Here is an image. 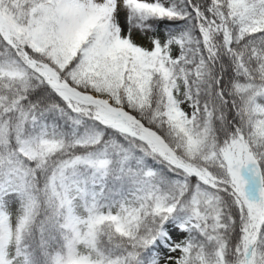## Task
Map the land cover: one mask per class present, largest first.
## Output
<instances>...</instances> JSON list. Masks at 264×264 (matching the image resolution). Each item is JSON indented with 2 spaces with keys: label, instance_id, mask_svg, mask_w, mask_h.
<instances>
[{
  "label": "snow or ice",
  "instance_id": "obj_1",
  "mask_svg": "<svg viewBox=\"0 0 264 264\" xmlns=\"http://www.w3.org/2000/svg\"><path fill=\"white\" fill-rule=\"evenodd\" d=\"M0 264H264V0H0Z\"/></svg>",
  "mask_w": 264,
  "mask_h": 264
}]
</instances>
